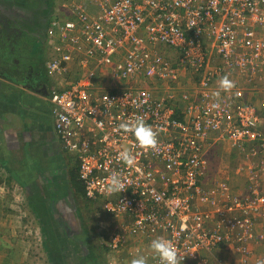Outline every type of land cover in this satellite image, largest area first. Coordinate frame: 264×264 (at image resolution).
<instances>
[{
	"label": "built area",
	"instance_id": "2783aa9c",
	"mask_svg": "<svg viewBox=\"0 0 264 264\" xmlns=\"http://www.w3.org/2000/svg\"><path fill=\"white\" fill-rule=\"evenodd\" d=\"M47 36L50 74L82 54L80 78H57L49 101L83 196L97 217L113 219L102 235L109 255L128 249L132 260L160 264L150 245L162 237L180 264H224L225 245L239 255L233 264H264V256L252 260L264 238V0H61ZM225 75L229 89L219 83ZM156 81L183 93L159 94ZM138 119L156 133L154 147L120 127ZM216 145L243 155V187L211 172ZM112 174L121 192L108 191Z\"/></svg>",
	"mask_w": 264,
	"mask_h": 264
},
{
	"label": "crops",
	"instance_id": "0c3cea01",
	"mask_svg": "<svg viewBox=\"0 0 264 264\" xmlns=\"http://www.w3.org/2000/svg\"><path fill=\"white\" fill-rule=\"evenodd\" d=\"M52 6L54 5L39 4L33 8L28 5L25 7L26 12L20 13V5L13 8L0 1V235L2 233L3 238L0 241V261L2 258L7 260L12 257L13 247L10 241L16 239V233L6 230L9 224L5 225L2 220L13 216L16 212L14 210L18 211V207L13 209L11 202L20 206L15 201V194L21 188L27 189L24 184L26 179L29 180L26 178L29 172H34V181L41 178L38 176H43L46 181L45 191L51 187L50 183L59 189L47 191L46 197L37 192L34 200H22L23 203L26 202L24 210L29 213L35 214V208L39 204L55 201L54 206L61 207L60 202L67 201L70 204L80 196L70 182V156L54 129L49 97L52 90L60 86L57 78L65 85L72 83L70 78L75 81L80 78L84 71L80 61L82 54L74 55L65 70L54 72L53 75L48 72L47 62L54 53L47 36ZM167 89L169 87H162L159 91L164 94ZM219 147L221 146H215L216 149ZM21 171L23 172L20 173ZM73 211L76 212L71 208L72 213ZM60 214L62 215L61 212ZM101 220L99 228L103 237H106L113 219L106 217ZM103 237L100 236V240ZM261 243L264 244V238L253 243V250L256 249L257 252L252 260L260 251H264ZM13 254L15 255L14 252Z\"/></svg>",
	"mask_w": 264,
	"mask_h": 264
},
{
	"label": "rangeland",
	"instance_id": "374dc122",
	"mask_svg": "<svg viewBox=\"0 0 264 264\" xmlns=\"http://www.w3.org/2000/svg\"><path fill=\"white\" fill-rule=\"evenodd\" d=\"M0 1L10 4V6H12L13 8L18 7L20 5L21 7V9H19L20 13L26 12L25 7L28 5H30V7L36 8L38 7L39 4L41 5L49 4V0H0ZM53 2H55L58 7L60 0H53ZM161 50L164 53L170 54V56H172L174 59L173 61L176 62L177 64L178 62H180L178 58L179 54L176 53L173 49L164 47L161 48ZM181 70L184 71V69ZM184 77H185V82L189 81L191 85H194L197 82L196 77L190 71H185L183 73L182 78L184 79ZM70 80L75 81L73 78H70ZM154 84L158 85V87L156 88L157 91H159L162 87L163 89L169 87V89L164 91L165 93L166 91L167 92L172 91L173 93L178 92L179 93V94L177 93L178 97L181 95V93H183L182 91H179V89L175 88L177 86L176 84L170 85L169 83L167 84L165 82H160V81L159 82L156 81L154 82ZM189 90L192 93V88H189ZM159 94H163V91H159ZM69 156H70L69 170L71 171V168L75 169V167H77V164L74 161L71 153L69 154ZM209 156L212 159L211 172H215L218 170L219 174H222L223 176H229L232 184L235 183L239 187H243L245 185L244 176L241 173L237 172V170L242 169L243 167L242 165L245 161L242 154L230 153L229 149L227 150L226 148L225 150H223L221 147H219L214 151H212L211 153L209 152ZM38 177L41 178H38L37 181H34V179L31 182L30 180H27L28 182L27 189L25 187L21 188L20 191H18L15 194L16 195L15 201L19 203L20 206L14 205L12 202L11 204L13 205V209H16L18 207V211L14 210L16 212L13 213V216H11L10 218H4L2 220L5 225L9 224V227L5 228L6 230L8 229V231L10 232L14 231L16 233L15 234L16 239L13 242L12 240L10 241V245L13 247L12 249L15 255L12 252V257L10 259L5 260V258H2L0 263L2 264H85V263L93 264V259H91L90 257L85 259L87 260V262L83 263L84 260L83 251H81L80 246L76 243L78 239H74L77 236V238L79 237L80 240L87 241L88 236L84 235L83 236L84 238H82V235L85 232V230H88L89 226L92 225L95 226V231L93 235L90 236L92 238L91 242L87 244L89 247L92 248H94L97 245L98 248L95 249L94 252L102 256V259L104 260L103 262L108 264V259L111 256L115 258L114 264H131L132 256L130 257L128 255L129 252L128 249H121L119 252L110 253V255H109V251L107 250L103 254L102 247H100L99 244L102 245L104 244L102 240H100L98 234L100 233L99 225L102 221L101 219L106 218V216L96 217L95 216L96 209H94V207L90 205L89 201L84 196L82 195L78 196V199L76 197V200H74L75 202H72L70 204L67 203V201L60 202L61 207L56 206V208L58 209L59 214L61 212L62 215L60 214L55 216V214L53 213V215L49 216L50 218L47 216L48 219L46 218V216L43 217L46 218L44 221L45 224L43 225H41V223L38 222V217L36 216V214L34 215L33 213H29L25 211L23 205L26 204V202L23 203L22 200H26L28 202L31 201L33 198H35L37 192L40 193V196H45V197L48 196L47 191L49 190L45 191L46 181L44 180L43 176H38ZM50 186L53 187V190L58 189L56 188V185L52 183L49 184V187ZM50 205H48L49 209H51ZM74 206L79 208L78 210L80 215L78 214V212L75 213L74 211L73 213L71 212V208H73ZM76 207L73 209L76 210ZM61 209L62 211H60ZM41 212L44 214L43 208L41 209ZM21 216L23 217V220L21 219ZM43 226L45 227V231L47 233L46 234L47 241L51 240L47 242L48 243L47 246H45L43 242V237H45L43 235L44 234ZM2 240L3 238L2 236H0V241ZM11 242L13 244H11ZM261 244L264 245L263 243ZM231 246L225 245L219 250L217 254V256L221 258L222 261H224L222 262L224 264L225 262L229 264H233L239 258V255L237 254L236 251L232 250ZM46 247H49L52 250H49L47 252L46 250H44V248ZM255 252H257L256 249L253 250V255L256 254ZM257 256L263 257L264 251H260ZM48 257L52 259L51 262H48ZM80 258L82 262L79 261Z\"/></svg>",
	"mask_w": 264,
	"mask_h": 264
},
{
	"label": "clouds",
	"instance_id": "9594fccd",
	"mask_svg": "<svg viewBox=\"0 0 264 264\" xmlns=\"http://www.w3.org/2000/svg\"><path fill=\"white\" fill-rule=\"evenodd\" d=\"M55 8H57L56 3L54 5L53 10H55ZM219 83L223 89H229L232 87V82L230 81L227 75L223 76ZM180 103L182 104L183 102L180 101ZM120 127L126 132L131 131L141 146H144L146 148L154 147L157 143L156 133L153 131L152 127L147 125L143 120L138 119L134 124L131 125L124 123L121 124ZM215 149V147L212 148V150ZM120 155L123 161L128 166H132L134 164V157L130 152L125 151L122 152ZM123 189L124 184L121 178L116 174H112L109 177L108 191L121 192ZM150 247L153 252H155L158 256L160 264H180V257L178 256L170 240L162 237L156 238L151 241ZM131 264H147V260L144 256H138L137 258L132 260Z\"/></svg>",
	"mask_w": 264,
	"mask_h": 264
},
{
	"label": "trees",
	"instance_id": "16d2710c",
	"mask_svg": "<svg viewBox=\"0 0 264 264\" xmlns=\"http://www.w3.org/2000/svg\"><path fill=\"white\" fill-rule=\"evenodd\" d=\"M51 17H52V14H51V16H50V18L49 19H51ZM49 22H50V20H49ZM49 25V24H48ZM161 50V49H160ZM162 51V50H161ZM163 55L164 56H166V58H168V59H170L174 64L173 65H177V63L176 62H174L173 60V57L172 56H170V54H167V53H164L163 52ZM177 103H178V101H177ZM73 169V168H72ZM71 169V171L69 170L68 171V173H69V176H70V182L73 184V186H74V188H75V190H76V193H77V195H82L83 196V192H84V185L82 184V181L80 180V177H79V172H78V168L77 167H75V169H73L72 170ZM28 170V169H27ZM23 171H25V170H23ZM23 171H21L20 173H22ZM32 175V176H31ZM20 176V175H19ZM21 177V176H20ZM33 177V173L32 172H29V174H28V177H26V178H29V180H30V182L32 181L31 179H33L32 178ZM27 182V179H26V181H25V184L24 185H26V187H28V182ZM62 189V188H61ZM49 190L51 191V192H53V187H50L49 188ZM76 195V196H77ZM51 197H53V196H51ZM75 202V201H74ZM47 203H50L51 204V210L49 209V207H45V206H43V205H48ZM56 202L54 201H52V202H46V204H39L36 208H35V211H36V216L38 217V222L39 223H41V225H43V224H45L44 223V221H45V219L47 218V216L49 217L50 216V214H52V213H54L55 214V216H57V215H59V211H58V209L54 206L53 207V205L55 204ZM42 206V207H41ZM39 207V208H38ZM76 206H74L73 208H75ZM38 208V209H37ZM43 208V212H44V214L41 212V209ZM79 208H77L76 207V212H78V214H79V210H78ZM51 211H52V213H51ZM33 214H34V212H33ZM34 214V215H35ZM80 215V214H79ZM46 216V218H43V217H45ZM50 218V217H49ZM21 219L23 220V217H21ZM48 219V218H47ZM43 229H44V236L45 237H43L44 238V242H45V246H47V242H49V241H51V240H48L47 241V237H46V231H45V227L43 226ZM85 229V228H84ZM94 231H95V226H89V229L88 230H85V232L83 233V235H82V238H84L83 236L84 235H86V236H88V240L87 241H83V240H80V238L78 237L77 238V236L74 238V239H78L77 240V244L80 246V248H81V251H83V254H84V256H83V263L84 262H87V260H85V259H87V258H91V259H93V264H106V263H104L103 261V259H102V256L101 255H99V254H96L95 252H94V250L95 249H97L98 247H97V245L94 247V248H92V247H89L88 246V244L87 243H89V242H91V237L90 236H92L93 235V233H94ZM104 232V231H103ZM1 235H2V233H1ZM0 235V236H1ZM103 234H102V231L100 230V233L98 234V236L100 237V236H102ZM91 244V243H90ZM100 245V247H102V252H103V254L108 250V248H107V246H105V245H101V244H99ZM89 247V248H88ZM45 250L48 252L49 250H52V249H50L49 247H46L45 248ZM101 253V252H100ZM102 254V253H101ZM51 258H49L48 257V262H51ZM80 262H82V260H81V258H80V260H79ZM86 264V263H85Z\"/></svg>",
	"mask_w": 264,
	"mask_h": 264
},
{
	"label": "flooded vegetation",
	"instance_id": "af4514ba",
	"mask_svg": "<svg viewBox=\"0 0 264 264\" xmlns=\"http://www.w3.org/2000/svg\"><path fill=\"white\" fill-rule=\"evenodd\" d=\"M49 4H53V5H55V2H53V0H51V3L49 2ZM53 9H54V6H52L51 12H50V14H49L50 16H51V14H52Z\"/></svg>",
	"mask_w": 264,
	"mask_h": 264
}]
</instances>
